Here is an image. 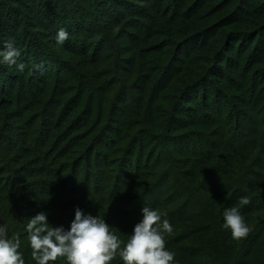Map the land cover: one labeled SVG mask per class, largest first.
<instances>
[{
	"label": "trees",
	"instance_id": "obj_1",
	"mask_svg": "<svg viewBox=\"0 0 264 264\" xmlns=\"http://www.w3.org/2000/svg\"><path fill=\"white\" fill-rule=\"evenodd\" d=\"M9 43L0 226L25 264L38 213L98 215L122 249L145 206L173 227L172 264H264V0H0ZM231 207L246 238L223 228Z\"/></svg>",
	"mask_w": 264,
	"mask_h": 264
},
{
	"label": "clouds",
	"instance_id": "obj_2",
	"mask_svg": "<svg viewBox=\"0 0 264 264\" xmlns=\"http://www.w3.org/2000/svg\"><path fill=\"white\" fill-rule=\"evenodd\" d=\"M67 39V31L59 29L57 43L63 44ZM19 55L9 43L0 50V64L14 65ZM24 69L23 63L17 65L18 71ZM240 203L247 205L250 200L244 196ZM142 215L121 249L123 242L98 215H85L77 208L70 228L65 230L62 226L51 225L46 213H38L28 219L26 225L31 257L37 264H49L59 257L66 258L68 264H109L119 249L124 264H172L175 254L167 249L165 242V234L173 232L172 225L167 219L161 220L152 207H143ZM223 218V228L230 230L233 239L248 236L250 229L237 207L226 209ZM20 247L19 236L9 238L6 226H0V264H25Z\"/></svg>",
	"mask_w": 264,
	"mask_h": 264
},
{
	"label": "rangeland",
	"instance_id": "obj_3",
	"mask_svg": "<svg viewBox=\"0 0 264 264\" xmlns=\"http://www.w3.org/2000/svg\"><path fill=\"white\" fill-rule=\"evenodd\" d=\"M42 5H44V3L42 2ZM45 6V5H44ZM47 7V8H46ZM49 8H50V6L49 5H47V6H45V9L49 12Z\"/></svg>",
	"mask_w": 264,
	"mask_h": 264
}]
</instances>
